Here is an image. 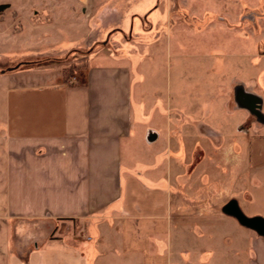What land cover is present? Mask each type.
Here are the masks:
<instances>
[{"label":"crops","instance_id":"crops-1","mask_svg":"<svg viewBox=\"0 0 264 264\" xmlns=\"http://www.w3.org/2000/svg\"><path fill=\"white\" fill-rule=\"evenodd\" d=\"M17 1L0 4L27 23L62 9L58 49L89 51L79 82L54 64L0 75V264H264V236L223 212L236 200L264 218V123L248 117L254 70L237 68L245 81L229 109L222 71L208 82L206 66L174 60L166 39L91 50L77 36L84 0ZM239 137L245 178L233 167L208 176V148L235 153Z\"/></svg>","mask_w":264,"mask_h":264},{"label":"rangeland","instance_id":"rangeland-1","mask_svg":"<svg viewBox=\"0 0 264 264\" xmlns=\"http://www.w3.org/2000/svg\"><path fill=\"white\" fill-rule=\"evenodd\" d=\"M2 1L7 0H0V3ZM84 2L89 7L83 19L88 20L86 27L88 31L80 28L77 36L80 40L88 38L92 44L91 50L116 52L120 50V46L131 47L146 34H151L154 40L166 39L174 60L185 56V59L189 58L191 65L206 66L205 69L209 72L206 77L208 82L213 83L214 80L211 72L222 71V85L225 95H228L229 109L237 107L234 93L236 87L245 81V78L236 73L237 68L239 66L252 68L253 79L251 78L249 84V94L252 95L248 97L250 100L253 99V102L248 117L249 122H253L255 127L262 126L264 0H84ZM147 3L150 4L145 7ZM62 11L51 9L49 15L35 14L33 23H27L26 19L31 18L30 14H22L15 6L0 12V75L12 70L54 64L61 70L64 78H70L72 83L79 82L80 78L75 75L77 74L75 71L80 66H76V62L79 58L83 61V56L89 49L80 47L70 52L58 49L60 42L57 43L54 38L60 37V33L62 35L66 33L69 19L66 14L62 16L57 14ZM79 14L83 16L81 10ZM57 51L61 54L56 56ZM44 53L50 55H41ZM203 91L211 96L215 94L214 88L210 86ZM207 101L208 104L213 102L212 97L208 96ZM207 108L213 109V105H208ZM238 141L235 153H230L226 144L222 151L211 146L208 148L204 154L208 176L214 178L217 173V176L220 174L226 179L233 167L232 171L237 172L240 180L245 178L248 161L246 138L239 137Z\"/></svg>","mask_w":264,"mask_h":264},{"label":"water","instance_id":"water-1","mask_svg":"<svg viewBox=\"0 0 264 264\" xmlns=\"http://www.w3.org/2000/svg\"><path fill=\"white\" fill-rule=\"evenodd\" d=\"M223 212L234 216L240 224L254 230L257 234L264 236V218L261 216L245 215L236 200H230L223 207Z\"/></svg>","mask_w":264,"mask_h":264},{"label":"trees","instance_id":"trees-1","mask_svg":"<svg viewBox=\"0 0 264 264\" xmlns=\"http://www.w3.org/2000/svg\"><path fill=\"white\" fill-rule=\"evenodd\" d=\"M6 7V4H0V12H2Z\"/></svg>","mask_w":264,"mask_h":264}]
</instances>
